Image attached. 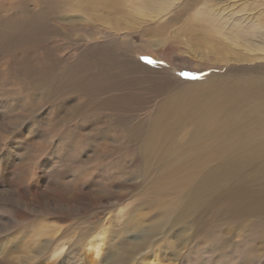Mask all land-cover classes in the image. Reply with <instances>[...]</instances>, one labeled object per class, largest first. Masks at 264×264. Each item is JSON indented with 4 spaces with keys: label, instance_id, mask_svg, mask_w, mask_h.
<instances>
[{
    "label": "rangeland",
    "instance_id": "obj_1",
    "mask_svg": "<svg viewBox=\"0 0 264 264\" xmlns=\"http://www.w3.org/2000/svg\"><path fill=\"white\" fill-rule=\"evenodd\" d=\"M179 1L167 20L146 22L143 16L139 22L138 11L169 7L168 0H121L110 14L72 15L67 41L43 35L31 44L14 40L16 47L0 46V264H111L117 251L129 253L123 241L133 245L144 237L150 243L136 249L126 264H259V238L251 222L259 204L253 166L225 201L205 207L206 222L198 227L197 238L188 239L192 230L177 227L152 232L168 198L148 190L149 177L143 178L145 169L152 174L166 166L155 151L178 141L194 144L193 119L184 116L203 106L204 84L226 86L221 107L226 109L248 90L242 81L264 77L263 54L230 49L225 43L231 40L221 34L229 35L236 23L232 29L240 33L242 47L264 44V34L244 35L254 28L248 26L247 14L264 21V0ZM2 2L10 12L14 0ZM44 9L39 7L41 21ZM87 16L105 21L106 31L125 23L132 34L123 29L127 36H116L112 44L109 38L78 34L81 18ZM190 23L201 25L206 34L190 35L185 29ZM141 35L150 41L148 47ZM227 49L242 61L226 59ZM149 51L146 60L141 52ZM65 60L73 71L63 79L59 65ZM124 67H131L130 72L123 73ZM45 72L57 79L48 96L33 84ZM99 74L111 82L99 86L104 78H91ZM185 89L197 99L195 105L186 102L169 111L159 104ZM236 202L255 210L216 216L230 213ZM241 235L248 239L236 243ZM185 237L187 242L180 241ZM90 241L100 244L98 255ZM42 247L47 249L40 252Z\"/></svg>",
    "mask_w": 264,
    "mask_h": 264
},
{
    "label": "bare ground",
    "instance_id": "obj_2",
    "mask_svg": "<svg viewBox=\"0 0 264 264\" xmlns=\"http://www.w3.org/2000/svg\"><path fill=\"white\" fill-rule=\"evenodd\" d=\"M120 2L121 0H14L11 4L12 10L7 12L5 8L3 9L4 5H2L3 2L0 0V46L5 48L16 47L14 40L31 44L41 38L43 39V35L60 37V39L63 38L67 41L70 36L69 31L72 29L70 18L76 12L81 11L95 16L110 14L109 11L117 9ZM167 5L169 7L150 12L141 9V11H138L140 15L139 22L142 21L143 16L147 17L145 19L146 22L167 20L173 15L175 9L181 5V1L168 0ZM39 7L47 8V10H43L46 19L42 21L38 19ZM246 16L248 26L254 28L251 32L247 31V33H244V35L246 37H254L258 33L259 36H262L264 34V21L261 17H258V15L250 16V14ZM81 20L83 21V23H80L82 28L78 34L92 35V39L98 37L109 38L110 44L117 41L120 37L127 36V34H121L123 29L130 35L133 30L127 28L125 23L120 22L115 23L116 31L114 32L103 30L102 26H104L105 21L93 16L82 17ZM235 24L232 23L231 27L234 28ZM246 27V25H240L243 30ZM51 28L57 29V32H50ZM232 28H230L232 32L229 35L221 33L225 35L223 39L231 40L225 43L230 49L240 47L248 52H259L263 54L259 57L264 58V44H261L257 49L242 47L238 37L240 33ZM185 29L190 35L193 32L195 37L204 36L207 32L202 30V26L197 23H190ZM116 36H118L117 39ZM223 39L220 37V40ZM81 40L83 42L84 38H81ZM141 40L148 47L150 41L143 36ZM230 49L224 52V57L230 62L242 61V59L238 58L242 56ZM136 52L140 51L137 50ZM150 53V51L141 52L145 59L150 57ZM129 62L140 64L139 62L141 61L131 58ZM59 68L60 73L63 74V79L73 71V66L67 60L62 62ZM130 69L131 67H124L122 72L129 73ZM106 76L99 74L91 78L96 81L104 78V82H96V84L98 83L99 86H102L111 82L110 78ZM56 81V78L45 72L44 75L35 77L33 84L43 89L44 96H48L53 93L54 88L51 89V87ZM242 84L248 90L241 92L233 100H230L226 109L221 108L226 105L223 100L226 86L220 87L216 84H211L214 86L210 85L209 89L207 84H204L206 94L199 98L203 106L194 114L189 112L184 116L187 118L192 117L193 119L192 136L196 137V141L194 144L178 141L174 147L165 146L163 149L155 151L156 159L161 163H166V166L152 172V174L149 169H145L143 178L149 177L148 190L161 196H168L161 203V219L154 225L152 232L158 233L168 227H177L180 231L192 230L188 239L191 238L193 240L199 235L198 227L206 222L205 213H202L205 207L210 203L220 200L225 201V194L234 187V183L246 172L247 168L253 166L257 171L253 176H257L259 180L257 197L259 204H257L258 213L251 222L256 225L254 233L259 238L260 252L258 261L259 264H264V77L256 76L250 80L242 81ZM188 96L189 91L187 89L181 90L177 94L159 102V104L169 111L178 110L186 102L195 105L197 99ZM244 99L253 102L255 106H249L242 101ZM253 210H255L253 205L243 206L236 202L231 205L230 213H217L216 216L233 217L240 213L252 212ZM243 216L244 220H246V214ZM241 223L242 220H240ZM166 233L168 231H165L164 234L166 235ZM82 239L83 235L80 234L79 241ZM246 239L248 237L241 235L235 241L243 244ZM186 240V237L182 240L180 239L183 242ZM122 243L126 246V249L127 247L129 248V253L124 255L123 251H117L113 256L112 262H110L111 264L128 263L133 259L136 249L146 246L150 242L148 238L144 237L139 243L133 245L127 244L126 241ZM43 244L47 245V243ZM181 244L183 243L181 242ZM76 245L73 249L74 253L79 251V243ZM88 245L98 255L100 244L90 241ZM40 249V252H43L47 248L42 247Z\"/></svg>",
    "mask_w": 264,
    "mask_h": 264
},
{
    "label": "snow or ice",
    "instance_id": "obj_3",
    "mask_svg": "<svg viewBox=\"0 0 264 264\" xmlns=\"http://www.w3.org/2000/svg\"><path fill=\"white\" fill-rule=\"evenodd\" d=\"M146 63H148V61H145Z\"/></svg>",
    "mask_w": 264,
    "mask_h": 264
}]
</instances>
